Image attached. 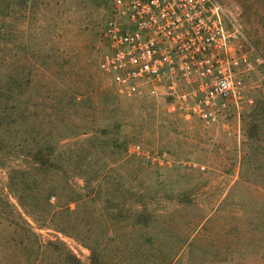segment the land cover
<instances>
[{
  "label": "rangeland",
  "instance_id": "1",
  "mask_svg": "<svg viewBox=\"0 0 264 264\" xmlns=\"http://www.w3.org/2000/svg\"><path fill=\"white\" fill-rule=\"evenodd\" d=\"M218 1L264 61V0ZM106 3L0 0V264H264V63L214 125L128 97Z\"/></svg>",
  "mask_w": 264,
  "mask_h": 264
},
{
  "label": "built area",
  "instance_id": "2",
  "mask_svg": "<svg viewBox=\"0 0 264 264\" xmlns=\"http://www.w3.org/2000/svg\"><path fill=\"white\" fill-rule=\"evenodd\" d=\"M108 51L99 63L128 97L167 98L169 112L218 123L264 61L218 0H107Z\"/></svg>",
  "mask_w": 264,
  "mask_h": 264
},
{
  "label": "trees",
  "instance_id": "3",
  "mask_svg": "<svg viewBox=\"0 0 264 264\" xmlns=\"http://www.w3.org/2000/svg\"><path fill=\"white\" fill-rule=\"evenodd\" d=\"M6 65L13 68V73L8 75V88L14 90H20L23 86V78L20 76L19 67L17 62L12 61L11 58L7 57ZM48 149L40 148L37 153H31V157L35 164L41 168H50L56 169V165L54 164L53 155L54 152L49 149V154L47 153ZM141 222V221H139ZM145 224V223H144Z\"/></svg>",
  "mask_w": 264,
  "mask_h": 264
}]
</instances>
